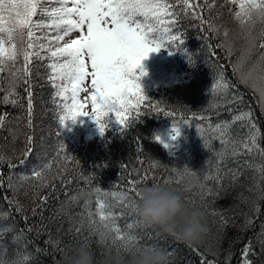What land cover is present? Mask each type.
<instances>
[{"label":"trees","instance_id":"trees-1","mask_svg":"<svg viewBox=\"0 0 264 264\" xmlns=\"http://www.w3.org/2000/svg\"><path fill=\"white\" fill-rule=\"evenodd\" d=\"M227 7L233 12L237 10L229 0H215L214 7L206 8L202 15L218 29L221 21L230 25L231 17L227 14L231 13H225ZM173 32L181 33L184 40L170 55L179 65V77L165 83H148L145 93L148 101L164 112L146 110L147 114L123 133L119 124L112 126L108 122L103 136L97 132L79 144H70L62 133L58 109L53 102L56 90L47 79L48 69L42 66L47 61L37 62L33 67L31 129L27 127V86L17 80L13 89L11 74L8 71L2 74L0 114L8 113V117L0 129V157L3 158L0 162V264H60L65 255H70L82 243L88 244L97 260H101L105 246L118 249L119 242L112 243L114 234L105 232L95 215L92 219L97 220L96 225H89L85 201H92L90 207L95 212L94 189L119 192L127 189L129 180L139 179L137 173L145 172L149 173L148 186L154 182L164 185V180L172 177L164 186L178 188L181 180L179 184L175 182L177 176L173 169L185 167L200 177L197 187L186 193V197L190 205L205 212L208 232L204 240L210 245L204 246L203 240L193 251L201 259H186L187 264H243L246 247H250L247 256L250 264L264 263V198H261L264 196V154L260 151L264 149V107L251 95L238 67H234L243 49L228 41L219 30L210 32L206 26L202 29L198 20L183 15ZM210 45H215V49L211 50ZM164 49L168 54L173 51L168 46ZM229 49H237L234 56L225 55ZM22 64L21 58L17 67ZM221 74L230 87L227 92L223 89L213 92V85ZM10 92L14 95L9 98L17 100L15 105L3 102ZM165 112L175 115L167 116ZM241 113L250 115L234 120ZM187 122L191 124L189 128ZM225 122L230 125V140L251 144L254 137L258 148L249 154L242 143H237L240 154L233 156L232 143L221 145L214 131L218 123ZM173 124L180 127L181 135L189 141V147L180 155L171 153L154 139L159 137L162 126ZM252 124L256 127L252 128ZM27 135L33 137V142L31 152L25 155L29 147ZM137 139L143 151H138ZM153 162L159 167L152 169ZM47 164L51 165L50 169L44 167ZM34 169L43 172L46 186H40L41 181L32 178ZM153 172L155 181L151 179ZM233 173L237 174L235 179ZM53 176L58 178L52 180ZM208 188L213 195L205 194ZM72 196H78V200L71 201ZM131 196L136 201L135 194ZM43 197H47L46 202L42 201ZM101 198L112 201L117 215L123 212L118 225L136 235L142 247L161 248L171 254L170 264H183L176 259L177 255H186L191 251L189 247L158 228H146L136 212L111 196ZM128 224L134 227L129 230ZM101 232L107 234L104 243H100ZM161 236L166 239L161 240Z\"/></svg>","mask_w":264,"mask_h":264},{"label":"snow or ice","instance_id":"snow-or-ice-1","mask_svg":"<svg viewBox=\"0 0 264 264\" xmlns=\"http://www.w3.org/2000/svg\"><path fill=\"white\" fill-rule=\"evenodd\" d=\"M229 2L238 8L233 17L240 25L246 41L241 63L249 60L254 52L258 55L252 70L244 74L242 79L245 82L252 79V86L261 88V95L264 96V0ZM214 4L215 0H0V80L3 79L2 74L8 71L12 76L11 88L16 87L17 80L27 86V127L31 129L33 67L37 62L47 61L46 65L42 66L48 69L47 79L56 90L53 102L58 109L59 124L62 127H66L68 121L75 125L79 117H88L97 125L100 135L103 136L108 127L106 118L111 113L120 125L121 132H126L130 125L140 121V117L147 114L146 110L164 112L163 108L153 105L143 94L139 80L146 76L147 72L143 71L142 61L147 59L150 53H158L165 46L173 50L169 52V55H172L183 45L182 34L173 32L181 15L198 20L202 29L206 26L210 32L218 31L211 21L205 20L202 15L206 8L210 10ZM257 25L260 26L258 31ZM74 32L79 35L70 38ZM224 35H228L227 31ZM21 58L23 64L18 68L17 62ZM137 68L141 69L139 74L136 72ZM253 73H256L254 79ZM88 77H91V91L85 86ZM229 87L221 74L220 79L213 85V92L219 89L227 92ZM81 92L89 93L85 101H91V114L84 110L87 105L79 99ZM12 95L14 93L10 92L3 98V102L15 105L17 100L9 98ZM165 115L175 114L165 112ZM249 115L250 113H241L234 117V120H243ZM7 117L8 113L0 114V129L5 126ZM251 127L256 126L252 124ZM229 128L227 122L218 123L214 131L221 145L232 143L233 156L240 154L236 148L237 143H242L249 154L254 148H258L254 137L251 144L230 140ZM9 131L11 132V129ZM57 134L60 135V132ZM179 135L180 127L173 124L171 139L176 140ZM154 139L157 143H162L158 136ZM32 142L33 137L27 135L29 147L25 155L31 152ZM136 143L138 151H143L139 139ZM163 146L165 149L169 148L168 144ZM204 146L207 147V142ZM260 151L264 154V149ZM2 160L0 157V162ZM140 163L143 165V161ZM9 166L14 167L10 162ZM44 167L50 169L51 165ZM150 167L156 169L159 165L153 162ZM173 172L176 173L177 184L185 174L194 175L198 182L200 181L198 173L187 167L182 170L173 169ZM137 175L139 179L129 180L127 189L119 192L95 188V212L90 207L92 201H85L90 227L97 223V220L92 219L95 215L100 227L105 232L114 234L112 243L119 242V247L142 246L136 235L123 231L118 225L117 221L123 212L117 215L112 201L101 197L111 196L117 203L136 212V204L131 194L134 193L135 197H138L139 185L148 186L149 173ZM236 175L233 173L234 179ZM32 178L39 179L40 186H46L42 171L34 169ZM57 178L53 176L52 180ZM151 179L155 181L154 172ZM171 179L172 177L165 179L164 185ZM207 179L208 176H205L204 180ZM160 185L159 182H154L151 186ZM201 186L204 187L203 184ZM205 194L214 193L208 188ZM79 195L82 196L83 192ZM41 199L46 202L47 197ZM70 199L77 201L78 196H72ZM133 227V224L127 225L129 230ZM76 231L79 232L80 228ZM105 232L100 233V243L105 241ZM249 251L250 247L243 250V264H250L247 259ZM27 259V256L24 257L25 261Z\"/></svg>","mask_w":264,"mask_h":264},{"label":"clouds","instance_id":"clouds-1","mask_svg":"<svg viewBox=\"0 0 264 264\" xmlns=\"http://www.w3.org/2000/svg\"><path fill=\"white\" fill-rule=\"evenodd\" d=\"M196 187V177L188 174L183 176L178 188L141 187L135 204L142 224L146 228H158L187 247L201 245L208 232L207 217L201 208L190 205L186 197ZM104 238L107 239V234ZM60 264H170V258L158 247L117 249L107 245L98 261L92 248L82 243L65 255Z\"/></svg>","mask_w":264,"mask_h":264},{"label":"rangeland","instance_id":"rangeland-1","mask_svg":"<svg viewBox=\"0 0 264 264\" xmlns=\"http://www.w3.org/2000/svg\"><path fill=\"white\" fill-rule=\"evenodd\" d=\"M236 8H237V6H236ZM237 10H238V8H237ZM225 13H231V14H227L229 19L231 17L230 25H227V23L222 24V21H221L220 27H217L220 34L221 33L224 34L225 31H227L228 35L226 36V39L228 41H232V44L235 43L238 47L244 49L245 45H246V41L244 39V34L241 31L240 25L236 22V20L233 17L234 12L231 10V7H229V8L227 7ZM78 35H79V33L74 32L70 38H76ZM210 46H211V50L215 49V45H210ZM237 49H232L231 54H229V51L227 53L225 52V55L228 54L230 56H234L235 55L234 52ZM241 58L236 57V59L234 61V67H235V69L238 67V69L241 73V76H243L244 74H247L252 70L253 64L258 60V55H257V53L254 52L249 60L243 61V63H242L243 65H241ZM176 65H177V63L174 61V58L172 56H170L166 51H163L162 49L158 53L157 52L150 53L149 57L142 61L143 71H146L147 75L143 76L139 80V84H140L141 88L146 89L148 86L147 85L148 83H158L159 84V83H165V82H168L169 80L178 78L180 72L175 67ZM136 72H137V74H139L141 72V69L137 68ZM196 74H197V76L199 75L198 73H196ZM255 76H256V73H253V79L255 78ZM90 80H91V77H88L85 86L89 87V90L91 91ZM205 83L206 82L203 81L202 85H205ZM246 84L249 86V88L255 94L258 102L261 104V107H264V96L261 95V91H262L261 88L253 87L252 86L253 85L252 79L248 80V82H246ZM219 90H221V89H219ZM88 96H89V93L81 92L79 99L82 102H86L87 106L84 110L88 111L91 114V101H90V99H87L85 101V98ZM105 122L106 123L111 122L112 126L118 125V123L115 120V117L112 114L110 115V117L106 118ZM186 125L188 128H189V126H191L190 122H187ZM67 129H68V131H67L65 136L70 138L71 140L75 141V143H76V140L81 139L82 136H84L85 138L91 137L94 134H96L97 132H100L97 125L88 117H79L77 119V122L75 125H73L71 121H68L67 122ZM159 136H160V139H161L163 144L169 145V148H167L168 151L171 150L172 152H178V155L182 154V152L189 147L188 141L186 139H184V137L181 135V133L177 137L176 140L171 139L172 128L164 127L160 131ZM68 146L71 147L70 144H68ZM164 235H166V234H164ZM160 239L164 240L166 238L164 236H161ZM204 246H210L209 242L205 241ZM188 250H191V251L189 253H187L186 255H184V254L182 256L177 255L176 259L180 263L187 264V260H189V258L201 259V257L198 254L193 253V251H195V247H191V248L189 247ZM194 262H198V260H195ZM202 264H204V263H202ZM262 264H264V263H262Z\"/></svg>","mask_w":264,"mask_h":264}]
</instances>
